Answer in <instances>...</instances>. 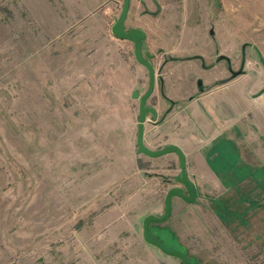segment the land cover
Wrapping results in <instances>:
<instances>
[{
    "label": "rangeland",
    "instance_id": "374dc122",
    "mask_svg": "<svg viewBox=\"0 0 264 264\" xmlns=\"http://www.w3.org/2000/svg\"><path fill=\"white\" fill-rule=\"evenodd\" d=\"M35 21L25 0H0V264H93V250L117 247L94 239L105 232L106 212L134 213L138 202L162 195L114 126L119 111L107 102L119 98L72 104L64 96L67 70L56 62L61 52L52 54ZM214 25L220 36L207 35L210 45L201 32ZM252 44L248 57L258 65L247 68L243 47ZM216 50L242 72L257 71L259 57L264 83V0H193V53ZM261 160L260 212L243 215L237 197L220 194L193 204V244L200 242L193 263L264 264V151ZM216 208L230 220H218Z\"/></svg>",
    "mask_w": 264,
    "mask_h": 264
},
{
    "label": "crops",
    "instance_id": "0c3cea01",
    "mask_svg": "<svg viewBox=\"0 0 264 264\" xmlns=\"http://www.w3.org/2000/svg\"><path fill=\"white\" fill-rule=\"evenodd\" d=\"M25 1L45 35L47 47L55 51L52 54L61 52L56 62L67 70L62 80L67 75L70 81L68 87L65 85L64 96L81 106L98 103L95 101L98 96L119 98V102H107L115 106L116 113L119 111L114 126L120 130L119 136L127 139L124 145L129 158L136 165L139 161L143 164L149 173L146 172V177L154 181L159 196L162 195L161 202L160 198L138 202L134 213H122L119 207L108 210L109 216L103 218L105 232L94 239L118 241L117 247L108 248L104 244L93 250V264H183L179 258L146 242L142 233L146 216L163 215L167 190L183 185L176 180L170 185L167 182L181 171L175 152L156 157L138 152L139 97L149 87V72L136 59L134 42L112 32L123 0ZM123 24L125 31L137 28L144 33L142 53L151 55L146 58L154 68V86L145 105L153 108L155 114L149 112L145 116L142 143L150 150L178 147L195 188L194 201L171 197L169 217L162 222H150L149 235L191 260L193 246H200V242L193 244V204L225 195L238 198L243 215L250 208L254 214L257 208L261 210L260 168L264 151L261 61L257 57L260 63L257 71L242 72L233 69L230 59L221 51H214V56L210 52L207 57L193 53V0H129ZM202 30L203 40L207 35L220 36L215 25ZM206 43L214 44L207 40ZM246 48L257 50L253 44L243 47L246 67L258 65L248 57ZM119 105L122 108L118 110ZM158 174L164 178L156 177ZM184 193L187 194L185 188ZM219 210H213L214 214L225 224L230 215L222 216ZM243 217L239 214L235 220L244 226ZM194 221L204 224L203 218ZM158 234H163L164 239ZM206 241L212 249L211 238Z\"/></svg>",
    "mask_w": 264,
    "mask_h": 264
},
{
    "label": "water",
    "instance_id": "95a60500",
    "mask_svg": "<svg viewBox=\"0 0 264 264\" xmlns=\"http://www.w3.org/2000/svg\"><path fill=\"white\" fill-rule=\"evenodd\" d=\"M129 0H123V5L120 13V17L118 20L113 24L112 26V32L115 34V36L119 38H126L134 42L135 45V56L136 59L145 65L149 72V87L145 94L141 97H139V114H138V135H137V146H138V152L143 153L152 157L160 156L165 153L169 152H175L179 157V166H180V174L175 176V180L179 182V184L183 185L181 186H172L167 190L166 196H165V206H164V213L161 216H155V215H148L143 219L142 226H143V237L146 240V242L156 246L159 248L163 253L179 258V260L183 264H195L191 260H189L183 253L168 249L166 248L159 240L156 238H153L149 235V224L150 222H158V221H164L166 220L170 215L171 210V197L172 196H179L183 200L191 202L195 199V188L193 183L189 180L186 170H185V157L181 150L173 145L165 146L164 148H161L159 150H150L146 148L142 143V136H143V122L145 121V116L147 113L151 112L152 114H155V111L153 108L146 106L145 102L146 99L149 97L153 90L154 86V68L151 65L150 61L147 58H151V55L148 53L143 54L142 53V38L144 37V33L137 29L132 28L128 31L124 30V19L127 13ZM147 57V58H146ZM200 57L201 56H195ZM200 83V82H199ZM184 188L187 191V194L184 193Z\"/></svg>",
    "mask_w": 264,
    "mask_h": 264
}]
</instances>
